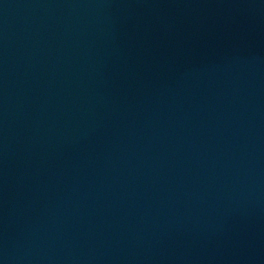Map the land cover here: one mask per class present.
I'll use <instances>...</instances> for the list:
<instances>
[{
  "label": "water",
  "instance_id": "water-1",
  "mask_svg": "<svg viewBox=\"0 0 264 264\" xmlns=\"http://www.w3.org/2000/svg\"><path fill=\"white\" fill-rule=\"evenodd\" d=\"M0 264H264V0H0Z\"/></svg>",
  "mask_w": 264,
  "mask_h": 264
}]
</instances>
